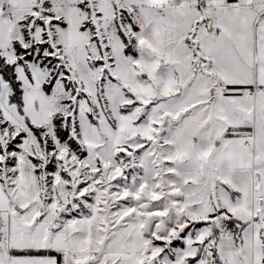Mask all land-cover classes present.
<instances>
[{"label":"snow or ice","instance_id":"1","mask_svg":"<svg viewBox=\"0 0 264 264\" xmlns=\"http://www.w3.org/2000/svg\"><path fill=\"white\" fill-rule=\"evenodd\" d=\"M0 264H264V0H0Z\"/></svg>","mask_w":264,"mask_h":264}]
</instances>
